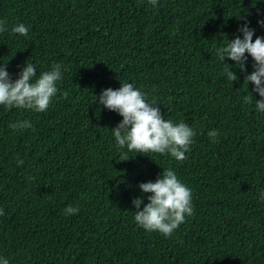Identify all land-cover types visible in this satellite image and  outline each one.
<instances>
[{
    "label": "trees",
    "instance_id": "trees-1",
    "mask_svg": "<svg viewBox=\"0 0 264 264\" xmlns=\"http://www.w3.org/2000/svg\"><path fill=\"white\" fill-rule=\"evenodd\" d=\"M0 264H264V0H0Z\"/></svg>",
    "mask_w": 264,
    "mask_h": 264
}]
</instances>
